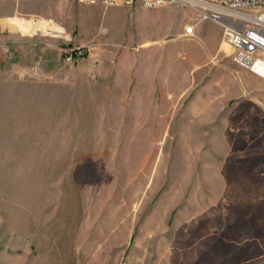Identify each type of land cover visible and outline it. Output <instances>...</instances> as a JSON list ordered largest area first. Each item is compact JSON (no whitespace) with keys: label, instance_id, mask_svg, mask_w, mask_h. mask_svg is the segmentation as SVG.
<instances>
[{"label":"rangeland","instance_id":"obj_1","mask_svg":"<svg viewBox=\"0 0 264 264\" xmlns=\"http://www.w3.org/2000/svg\"><path fill=\"white\" fill-rule=\"evenodd\" d=\"M195 19L0 1V264H264V77Z\"/></svg>","mask_w":264,"mask_h":264},{"label":"built area","instance_id":"obj_2","mask_svg":"<svg viewBox=\"0 0 264 264\" xmlns=\"http://www.w3.org/2000/svg\"><path fill=\"white\" fill-rule=\"evenodd\" d=\"M1 1V0H0ZM104 7L142 5L156 8L167 3H177L196 15L194 21L184 25L182 36L196 34L200 22L212 20L223 30V42L233 49L234 60L264 77V24L259 21L264 14V0H65ZM78 48H70L66 60L72 62Z\"/></svg>","mask_w":264,"mask_h":264},{"label":"crops","instance_id":"obj_3","mask_svg":"<svg viewBox=\"0 0 264 264\" xmlns=\"http://www.w3.org/2000/svg\"><path fill=\"white\" fill-rule=\"evenodd\" d=\"M205 23V21L204 22H200L198 25H197V28H196V32H199V34H201V36L203 37L204 35V31H203V24ZM218 31H219V33H220V43L217 45L216 44V46L218 47L219 45L221 46V48H223V38H222V35H223V30H222V28H221V26H219L218 25ZM204 38V37H203Z\"/></svg>","mask_w":264,"mask_h":264},{"label":"bare ground","instance_id":"obj_4","mask_svg":"<svg viewBox=\"0 0 264 264\" xmlns=\"http://www.w3.org/2000/svg\"><path fill=\"white\" fill-rule=\"evenodd\" d=\"M22 21H24V19H23ZM259 21L262 22V23L264 24V14L262 15L261 19H259ZM13 24H15V26L18 25V24L24 26V24H26V22L14 21ZM25 26H26V25H25ZM224 43H225V44H224V47H225V49H226L227 51H229L230 48H232V50H234L233 47H232L229 43H227L226 41H224Z\"/></svg>","mask_w":264,"mask_h":264}]
</instances>
